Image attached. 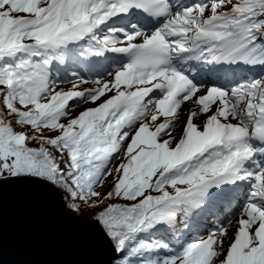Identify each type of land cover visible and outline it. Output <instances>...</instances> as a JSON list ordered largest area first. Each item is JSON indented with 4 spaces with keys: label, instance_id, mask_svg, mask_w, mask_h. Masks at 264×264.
Masks as SVG:
<instances>
[{
    "label": "snow or ice",
    "instance_id": "snow-or-ice-1",
    "mask_svg": "<svg viewBox=\"0 0 264 264\" xmlns=\"http://www.w3.org/2000/svg\"><path fill=\"white\" fill-rule=\"evenodd\" d=\"M5 184L109 264H264V0H0Z\"/></svg>",
    "mask_w": 264,
    "mask_h": 264
},
{
    "label": "water",
    "instance_id": "water-1",
    "mask_svg": "<svg viewBox=\"0 0 264 264\" xmlns=\"http://www.w3.org/2000/svg\"><path fill=\"white\" fill-rule=\"evenodd\" d=\"M110 257L91 217L33 185L0 187V264H109Z\"/></svg>",
    "mask_w": 264,
    "mask_h": 264
},
{
    "label": "rangeland",
    "instance_id": "rangeland-1",
    "mask_svg": "<svg viewBox=\"0 0 264 264\" xmlns=\"http://www.w3.org/2000/svg\"><path fill=\"white\" fill-rule=\"evenodd\" d=\"M59 87H60V88H63L64 90H68L69 88L72 87V85H71V84H62V85H60ZM83 87H84V88H90V87H92V84H91V83H88V84L83 85ZM80 110H81L80 108H76V109L74 110V113H73V114L79 112ZM83 215H84V214H83ZM85 215H86V214H85ZM86 216L90 217L89 215H86ZM91 218H92V217H91Z\"/></svg>",
    "mask_w": 264,
    "mask_h": 264
},
{
    "label": "trees",
    "instance_id": "trees-1",
    "mask_svg": "<svg viewBox=\"0 0 264 264\" xmlns=\"http://www.w3.org/2000/svg\"><path fill=\"white\" fill-rule=\"evenodd\" d=\"M63 195V194H62ZM81 214H86V215H89L90 217H92V214L90 213V212H88V211H84V212H82Z\"/></svg>",
    "mask_w": 264,
    "mask_h": 264
},
{
    "label": "bare ground",
    "instance_id": "bare-ground-1",
    "mask_svg": "<svg viewBox=\"0 0 264 264\" xmlns=\"http://www.w3.org/2000/svg\"><path fill=\"white\" fill-rule=\"evenodd\" d=\"M83 71V73H86V71L85 70H82Z\"/></svg>",
    "mask_w": 264,
    "mask_h": 264
}]
</instances>
